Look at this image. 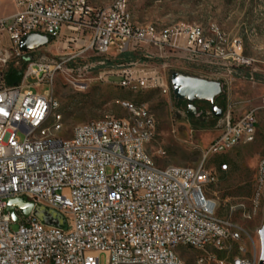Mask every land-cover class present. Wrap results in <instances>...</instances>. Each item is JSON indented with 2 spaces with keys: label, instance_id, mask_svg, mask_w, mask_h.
<instances>
[{
  "label": "built area",
  "instance_id": "1",
  "mask_svg": "<svg viewBox=\"0 0 264 264\" xmlns=\"http://www.w3.org/2000/svg\"><path fill=\"white\" fill-rule=\"evenodd\" d=\"M13 12L0 16V37L6 34L9 47L0 39V63L24 62L23 76L16 86H0V264H37L38 256L65 264H99L105 253L106 264H185L179 262L180 240L197 242L198 264H245L238 259L216 258L217 250H230L228 240L243 244L238 233L231 231L227 218L215 216L205 208L209 190L207 181L218 182L214 169L205 167L212 152L224 150L237 137L239 130L256 128L254 110L223 118L221 133L210 142L203 159L195 166H178L168 172L154 157L143 153V145H151L154 134L142 128V117L150 113L133 110L129 102H120L124 110H133L138 128L127 127L123 117L108 115L101 124L72 129L68 138L54 136V142L36 141L35 129L48 106H60L52 93V84L66 63L74 56L49 58L35 53L43 48L22 51L21 39L30 33L48 37L55 43L63 29L88 30L82 39L71 36L66 42L98 55L115 47L122 52L128 47H161L170 43L179 47L177 37L184 34L191 51L209 48L198 27L166 31L139 30L124 14V0L116 7H86V0H11ZM34 87L48 84L45 94L34 93ZM129 80L127 76L124 80ZM155 122V121H151ZM63 127V115L61 125ZM49 131V129H45ZM9 144L10 154L2 153ZM160 148L156 157L161 158ZM119 165V173L111 172ZM224 172L228 164L218 166ZM264 190V159L256 166L253 215ZM21 197L57 212L60 225L45 224L34 211L30 217L17 212L18 226L11 230V220L4 212L5 200ZM216 200L219 198L216 196ZM57 250L71 254V261L58 259ZM236 251V249H235ZM259 246L253 264H258Z\"/></svg>",
  "mask_w": 264,
  "mask_h": 264
},
{
  "label": "rangeland",
  "instance_id": "2",
  "mask_svg": "<svg viewBox=\"0 0 264 264\" xmlns=\"http://www.w3.org/2000/svg\"><path fill=\"white\" fill-rule=\"evenodd\" d=\"M113 1L89 0V4L98 9ZM0 4V13L12 11L11 0H2ZM126 9L135 26L152 24L158 30L170 31L198 27L203 42L210 47L191 51L182 34L177 37L179 47L167 43L161 47H128L122 52L110 47L107 54L98 55L66 42L71 36L84 39L87 29H63L58 41L33 56H74L52 84L63 115L60 135L68 138L74 126L108 115L128 117L120 102L130 101L145 105L155 120L150 149L157 165L195 166L202 161L210 142L221 133L225 115L236 117L245 110H254V141L208 156L204 162L219 176L212 188L219 198L218 216L242 228L241 243L252 253L251 245L259 246L258 231L264 223V190L255 213L247 215L253 209L256 166L264 158V0H126ZM0 39L4 48L9 47L5 33ZM10 67L23 71L24 62L9 61L4 66L0 63V86H8L3 75ZM173 72L221 82L222 91L215 104L222 109V115L214 116L211 105L199 100L192 103L195 114L189 115L188 102L174 96L170 84ZM125 76L129 84L123 86ZM28 82L34 93L45 94L50 89L48 84L34 87L33 80ZM159 148L165 152L161 158L156 157ZM224 162L228 169L222 172L218 166ZM34 214L45 224L62 223L57 212L41 206L34 208ZM17 226L13 222L11 230ZM177 249L185 264H198V252L194 249ZM235 249L233 244L230 250L213 252L216 258L229 259ZM106 258L101 253L99 264H106Z\"/></svg>",
  "mask_w": 264,
  "mask_h": 264
},
{
  "label": "bare ground",
  "instance_id": "3",
  "mask_svg": "<svg viewBox=\"0 0 264 264\" xmlns=\"http://www.w3.org/2000/svg\"><path fill=\"white\" fill-rule=\"evenodd\" d=\"M117 0H114L109 6L106 7H116ZM86 7H92L89 4V0H86ZM104 9V8H98ZM124 14H128V21L131 25L139 30H151L152 32H159V35H166V31H170L168 29L158 30L154 25L149 24L145 26H135L129 16V13L126 9V0H124ZM177 28V27H176ZM172 31V30H171ZM129 84V81H122L121 85L126 86ZM121 102H129L132 106L133 110H139L141 113H150L147 107L143 104H135L130 101H121ZM60 106L57 105H50L48 106V110L42 118L38 121V126L35 129V138L36 141H43L46 140L47 142H54V136H61L60 132L63 130V127H57V125H61V113L59 111ZM133 110H126L128 112V117H123V119L127 120V127L129 128H138V121L136 117H133ZM102 120H108V116L100 120L94 121V124H101ZM155 121L151 113L149 116L142 117V128H146V132L149 134H154L155 132ZM253 122H256L255 114L253 113ZM83 125H90L89 123L79 124L73 127V129H80ZM45 129H49V131H45ZM256 136V128H244L243 130H239L237 137L231 139L230 142L227 144V151L231 150L232 148L238 145H244L247 143H251L254 141ZM2 153L3 154H10V147L9 144H2ZM143 153H148V157H154L153 153L151 152L150 145H143ZM160 153L165 155V152L160 149ZM226 153L224 150H217L212 152L211 155H219ZM264 159V158H263ZM227 164L226 162L221 163L220 166ZM206 167V166H205ZM209 169H212L209 167ZM111 172L112 173H119V165H111ZM168 172H177L176 165H168ZM215 186V181H207V189H212ZM219 201L216 200V192L213 190H209L205 199V208H210L212 213L215 216H218L217 212L219 209ZM30 217V214L27 216ZM229 226L231 227V231H235L238 233V238L242 241V228L236 224H233L230 221H227ZM235 244V240H228V247ZM180 246L187 247V240H180ZM252 253H249L245 243L244 244H236V251L229 257V259H238L239 256H244L245 264H253L254 254L256 252L257 246L251 245ZM188 249L197 250V242H188ZM57 257L58 259H64V261H71V254H65L64 250H57ZM179 262H183V260L179 257ZM37 264H57L54 261H49V257L46 256H38L37 257ZM58 264H65V263H58ZM114 264H125V262H115ZM134 264H141V262H134Z\"/></svg>",
  "mask_w": 264,
  "mask_h": 264
},
{
  "label": "water",
  "instance_id": "4",
  "mask_svg": "<svg viewBox=\"0 0 264 264\" xmlns=\"http://www.w3.org/2000/svg\"><path fill=\"white\" fill-rule=\"evenodd\" d=\"M49 44L47 36L30 33L25 35L19 44L22 51L34 50ZM170 84L174 96L178 100L188 102V114L194 115L196 110L192 104L195 100L205 101L211 105V112L214 116L220 117L222 109L215 104V99L222 91L221 82L217 80H208L195 76H190L180 72H173L170 76ZM34 203L32 200L21 197L9 198L5 200L4 212L8 213L13 222L17 221V212L26 218L30 212L34 211ZM55 223H50L54 225ZM55 225H60L57 223ZM259 236V260L258 264H264V223L258 231Z\"/></svg>",
  "mask_w": 264,
  "mask_h": 264
},
{
  "label": "trees",
  "instance_id": "5",
  "mask_svg": "<svg viewBox=\"0 0 264 264\" xmlns=\"http://www.w3.org/2000/svg\"><path fill=\"white\" fill-rule=\"evenodd\" d=\"M22 73H23L22 69L10 67L4 73L3 80H4L5 84L8 86H16L21 81ZM210 109H211V107H210Z\"/></svg>",
  "mask_w": 264,
  "mask_h": 264
},
{
  "label": "crops",
  "instance_id": "6",
  "mask_svg": "<svg viewBox=\"0 0 264 264\" xmlns=\"http://www.w3.org/2000/svg\"><path fill=\"white\" fill-rule=\"evenodd\" d=\"M2 0H0V2H1ZM12 5V11L11 12H9V13H7V14H4V12L3 13H0V16L2 17V16H8V15H10L12 12H13V10H14V8H13V4H11ZM0 6H1V4H0ZM6 13V12H5Z\"/></svg>",
  "mask_w": 264,
  "mask_h": 264
}]
</instances>
